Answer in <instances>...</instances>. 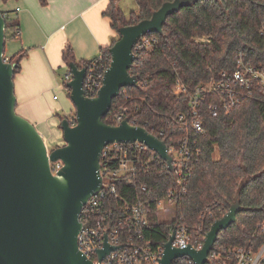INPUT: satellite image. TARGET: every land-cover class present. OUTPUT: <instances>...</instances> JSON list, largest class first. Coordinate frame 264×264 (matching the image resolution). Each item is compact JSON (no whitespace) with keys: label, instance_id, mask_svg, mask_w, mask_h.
<instances>
[{"label":"trees","instance_id":"obj_1","mask_svg":"<svg viewBox=\"0 0 264 264\" xmlns=\"http://www.w3.org/2000/svg\"><path fill=\"white\" fill-rule=\"evenodd\" d=\"M40 1L47 4V0ZM136 1L138 10L126 15L119 0H110L104 15L111 19L116 36L110 46L101 49L104 56L111 55L110 48L121 26L150 18L163 3L172 0ZM4 15L6 40L18 38V20L8 13ZM143 39H149L151 45L134 48L136 57L130 68L138 85L122 88L103 119L115 125L119 105H127L136 125L145 126L155 134L158 127H164L167 131L164 137L172 146L185 135V130L173 121V117L186 110L188 100V94L174 89L178 79L192 89L223 70L233 71L240 51L247 61L264 65V0H199L170 15L163 33H148ZM27 55L25 49L12 56L5 53V57L15 63V75ZM63 60L66 65L75 62L80 68L90 63L89 60L77 61L70 44L63 50ZM110 62L108 60L107 67ZM209 102L207 99L202 105L204 130L196 136L193 145L197 153H192L190 176L184 184L186 191L174 201L176 218L171 223L159 218L157 201L176 186L165 163H155L146 175L145 195L151 199L149 221L153 230L149 237L155 244L166 243L170 227L182 224L195 247L204 243L212 224L238 199L241 204L238 220L220 232L212 254L221 246L245 245L258 224L264 223V94L256 92L231 111L217 116L206 110ZM65 117L75 121L76 112L72 118L64 116L62 119ZM255 239L257 244H263V229L257 230ZM173 264L195 263L184 256Z\"/></svg>","mask_w":264,"mask_h":264},{"label":"water","instance_id":"obj_2","mask_svg":"<svg viewBox=\"0 0 264 264\" xmlns=\"http://www.w3.org/2000/svg\"><path fill=\"white\" fill-rule=\"evenodd\" d=\"M199 0H172L152 16L119 28V38L110 48L111 63L96 97H87V68L70 62L73 78L67 83L76 108L75 123L61 120L65 144L49 149L36 126L17 113L15 63L5 60L6 19L0 10V264H95L78 245L81 213L89 197L101 188L100 158L107 144L139 141L157 152L173 171L167 143L145 127L128 119L117 125L104 122L122 88L136 87L130 74L134 47L148 33H163L170 15ZM63 167L54 175L50 161ZM241 204L237 199L206 234L201 249L174 247L175 231L165 244L159 264H173L187 256L206 264L222 230L237 222ZM111 247L98 251L102 260Z\"/></svg>","mask_w":264,"mask_h":264},{"label":"built area","instance_id":"obj_3","mask_svg":"<svg viewBox=\"0 0 264 264\" xmlns=\"http://www.w3.org/2000/svg\"><path fill=\"white\" fill-rule=\"evenodd\" d=\"M17 34L20 35L19 29ZM142 39L143 37L135 47L143 48L151 45L149 39L140 42ZM5 60L8 61L9 58L6 56ZM108 60L111 61V55L104 56L99 53L97 57L89 59L90 63L85 66L87 73L84 90L87 97L98 95L105 72L110 66L107 67ZM236 62L235 70H223L219 75L201 81L192 89L180 79L177 80L175 91L188 94L186 110L173 117V121L185 130V135L177 144L170 146L167 143L164 137L167 131L164 127L157 128L158 134L149 130L166 141L168 152L173 157V171L169 168L168 171L173 174L176 186L172 187L164 198L157 201L159 211L161 205L166 202L168 206L164 211L166 213L173 211L176 218L174 201L186 191L184 184L190 176L192 153H197L193 145L196 136L204 130L202 105L207 99H210V102L206 110L211 115L217 116L231 111L244 98L253 96L256 92L260 91L264 94V65L259 66L247 61L242 51L237 53ZM72 78L73 74L69 68L64 79L69 82ZM125 119L134 126L145 127L135 124L134 114L127 105H119L115 113V125ZM71 122L75 123L72 119ZM157 162L165 163L168 167L167 162L157 152L139 141L114 142L104 147L100 158L101 188L93 193L85 204L80 216L82 228L78 234L80 250L95 264H159L165 244L174 231L175 237L172 242L174 247L183 248L191 245L196 249L202 248L204 243L198 247L190 243L188 229L182 224L170 227L171 234L164 244H155L152 237H149L153 228L149 221L151 199L145 195L148 189L145 177ZM62 167L61 160L50 161L54 175ZM260 228L264 230V223L258 224L255 233ZM254 235L245 245L227 248L221 246L212 254L210 252L208 262L264 264V242L262 245L257 244L256 239L253 240ZM106 241L113 249L101 260L98 251L105 248Z\"/></svg>","mask_w":264,"mask_h":264},{"label":"crops","instance_id":"obj_4","mask_svg":"<svg viewBox=\"0 0 264 264\" xmlns=\"http://www.w3.org/2000/svg\"><path fill=\"white\" fill-rule=\"evenodd\" d=\"M109 4L110 0H47V4L0 0V10L20 24V35L8 46V53L25 49L28 54L14 78L16 110L36 126L48 147L65 144L61 120L76 109L64 79L69 67L63 50L70 44L77 61H87L110 46L116 32L104 15ZM63 68L64 85L60 81Z\"/></svg>","mask_w":264,"mask_h":264},{"label":"rangeland","instance_id":"obj_5","mask_svg":"<svg viewBox=\"0 0 264 264\" xmlns=\"http://www.w3.org/2000/svg\"><path fill=\"white\" fill-rule=\"evenodd\" d=\"M119 5L121 7V9L124 11V13L126 15H129L132 11H137L138 10V4H137V1L136 0H119ZM119 38V34L117 33V39ZM17 39L18 38H9L6 40V45H5V53L7 56H12L13 54L15 53H8V46L13 44L14 42H17ZM66 71V68H63L60 72V81L62 83V85H64V80L62 78L63 74L65 73ZM58 94V93H56ZM75 112H76V109H75ZM70 112L68 113H63V115H68ZM72 118V116L70 117ZM57 146H53L51 145V147H49V149H53V148H56ZM168 205L166 202H164L161 207H160V211H159V218L161 221H164V222H170L172 221L174 218H175V213L172 211V212H169V213H166L164 211V208H166Z\"/></svg>","mask_w":264,"mask_h":264}]
</instances>
